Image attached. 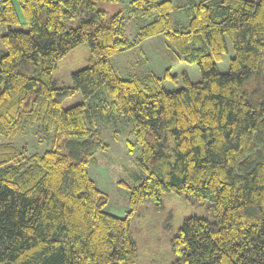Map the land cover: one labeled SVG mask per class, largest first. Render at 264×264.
Listing matches in <instances>:
<instances>
[{
	"label": "trees",
	"instance_id": "obj_1",
	"mask_svg": "<svg viewBox=\"0 0 264 264\" xmlns=\"http://www.w3.org/2000/svg\"><path fill=\"white\" fill-rule=\"evenodd\" d=\"M14 1L26 30L12 28ZM115 3L114 13L101 7ZM176 8L186 25L173 21ZM125 15L150 20L127 39ZM157 35L200 80L183 73L170 90L169 69L117 74L116 54ZM226 38L233 56L221 72ZM83 42L88 64L57 87L52 69ZM76 92L83 102L64 108ZM113 116L139 146L140 182L123 217L105 209L108 196L87 172L107 148L96 120ZM35 125L49 148L10 142ZM165 192L209 200L214 215L183 220L170 264H264V0H0V264H136L134 216Z\"/></svg>",
	"mask_w": 264,
	"mask_h": 264
},
{
	"label": "rangeland",
	"instance_id": "obj_2",
	"mask_svg": "<svg viewBox=\"0 0 264 264\" xmlns=\"http://www.w3.org/2000/svg\"><path fill=\"white\" fill-rule=\"evenodd\" d=\"M172 1L176 6H183L188 0ZM14 4L20 23L13 25L12 28L26 30L28 27L18 4L16 1ZM101 7L111 13L122 8L120 3L102 4ZM83 16L84 13H81L66 24L75 26ZM171 17L178 24L186 25L188 22L182 8L173 10ZM149 20L126 17L125 38L133 39L140 26ZM226 44L227 50L222 59L217 62V68L221 72L228 69L229 60L233 56L232 44L228 38H226ZM89 57V46L83 42L59 59L51 71V78L56 86H70L72 73L85 67ZM112 64L121 77L142 76L149 73L163 77L166 69H169L170 74L175 75V78H166L163 84L170 90L183 86V73H186L192 81L200 80V72L196 64L176 58L163 35L148 38L135 48L116 54ZM81 102H83L82 94L76 92L65 97L62 100V106L68 108ZM95 128L99 131L102 141L107 144V148L96 152L97 162L94 165L90 164L87 172L98 188L108 196L105 209L110 214L123 217L129 210V191L140 182L141 170L137 164L139 146L131 132V124L122 118L113 116L110 120L97 119ZM38 139V127L35 125L27 127L22 134L15 136L10 142L18 147H26L28 152H42L51 146L50 142H39ZM62 152L67 153V149L63 146ZM161 199L159 205L152 203L143 205L134 216L133 237L138 245L136 264H170L175 258L170 239L182 225L183 220L193 215L209 220L214 219L209 200L199 201L195 197L187 198L174 192L163 193Z\"/></svg>",
	"mask_w": 264,
	"mask_h": 264
}]
</instances>
